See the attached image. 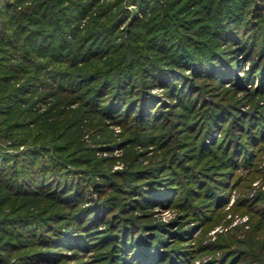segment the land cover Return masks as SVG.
I'll return each mask as SVG.
<instances>
[{"label":"trees","instance_id":"16d2710c","mask_svg":"<svg viewBox=\"0 0 264 264\" xmlns=\"http://www.w3.org/2000/svg\"><path fill=\"white\" fill-rule=\"evenodd\" d=\"M262 100L264 0H0V264H53L64 257L44 249L86 251L93 240L110 250L107 264H148V253L182 263L164 246L178 237L136 212L173 204L174 189L179 206L193 200L192 183L221 205L220 181L198 175L206 160L212 174L258 156ZM108 123L132 143L163 144L159 164L110 172L82 142L95 129L116 143ZM190 157L200 168L184 166ZM241 247L217 264L240 254L264 264V240Z\"/></svg>","mask_w":264,"mask_h":264},{"label":"rangeland","instance_id":"374dc122","mask_svg":"<svg viewBox=\"0 0 264 264\" xmlns=\"http://www.w3.org/2000/svg\"><path fill=\"white\" fill-rule=\"evenodd\" d=\"M126 7L131 13L136 10V7L130 3ZM243 64L244 63H242L241 66ZM242 68L243 67H238V72L242 70ZM244 68L248 69L247 66ZM153 92L162 97L160 89H155ZM238 96H242V93ZM224 97L228 98L227 96ZM260 104H264V100H262ZM78 106V103H73L62 110L66 112L76 111ZM107 127L108 130H110V132L112 131L114 134L116 143H103L101 138H103L102 135H106V132L100 133L98 132L99 130L95 129H84L82 142L84 145L94 149V155L98 161H104L105 167L108 168L110 172L121 173L126 169H130L131 164H134L136 168H142L143 165L148 167L159 164V156L162 152L161 148H164L163 144L146 143V145H143L132 143L127 139L128 131L123 127L109 123ZM92 136H95L98 140L94 141ZM212 138L219 139V133L214 132ZM210 140L211 138H208L206 142ZM257 152L259 153H257L258 156L250 161L251 164L248 165V167L241 165L235 170L232 165L230 168H222L219 169L218 173L214 172L211 174L212 169H216L214 167L216 163L214 162L215 160H206L205 163H203L205 168L200 170L198 176L203 179H205V174L206 176L209 175L211 179H215L216 177V180L220 181L222 184L221 188H225L223 191H227L226 200L219 206L205 203L203 196L200 197L199 194L200 187H196V185L192 183L190 188H192L195 194H198L193 200L192 197L186 198L179 206L177 199L180 193L174 189L175 192L171 197V199L174 200L172 201L173 204L162 207L155 205L158 204L155 202L152 207L140 209L136 212L138 220L142 221L144 219V222H147L146 225L151 227L152 230L159 229L163 234L165 233L168 239V231H172V233L178 237L175 239V236H172L173 240H165L168 242L164 245L168 246V250L173 251L175 259H182V263L176 262V264H217L218 260L230 254V252L237 249V247L242 248L241 246H243V248L249 249L247 246L250 247L254 245L255 241L264 240V216L262 215V206L264 205V143L262 149ZM193 163L200 168V162L195 163L192 157H190L189 161L184 162V166H189ZM198 168L195 169L197 170ZM164 170L165 168L162 171ZM224 171H226V174L222 178V175L225 173ZM203 173L205 174L202 175ZM95 180L101 184V181H99L97 177ZM86 198L88 200L86 204H92L93 201L97 200L98 192L94 189H90L86 193ZM190 203L196 208V214H192L191 216L186 206L190 205ZM201 213L205 216L204 221H200ZM181 228H183V230L180 232V236L177 230ZM95 241L93 240L90 243L86 251H78L73 249V247L65 245V247L46 248L43 250L42 255L50 258L59 256V253L64 257L63 260L54 262L53 264H107L110 250L107 251L105 248L106 246L97 248L98 242ZM261 243L262 242L258 245ZM154 245L157 246V243ZM22 252L23 251H21V253ZM47 252H49V254H47ZM142 252L147 253L148 250ZM257 254H260L259 250L254 254V256L259 259ZM162 255L152 254L151 257L153 258L151 259L148 253L149 258L146 262H148V264H151V262H153V264H162L163 261H160L162 260ZM76 256L78 257L77 260L75 258ZM135 258L136 255L130 262L124 264H138ZM237 258V264H250L249 262H245V255L244 258L242 254L236 255V259ZM155 259L156 261H154ZM43 264L52 263L45 262ZM224 264L232 263L226 262Z\"/></svg>","mask_w":264,"mask_h":264}]
</instances>
